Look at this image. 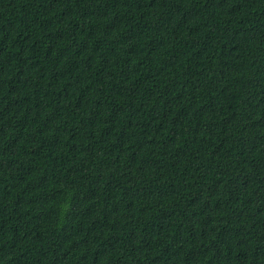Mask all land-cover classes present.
<instances>
[{
  "label": "trees",
  "instance_id": "16d2710c",
  "mask_svg": "<svg viewBox=\"0 0 264 264\" xmlns=\"http://www.w3.org/2000/svg\"><path fill=\"white\" fill-rule=\"evenodd\" d=\"M0 264H264V0H0Z\"/></svg>",
  "mask_w": 264,
  "mask_h": 264
}]
</instances>
